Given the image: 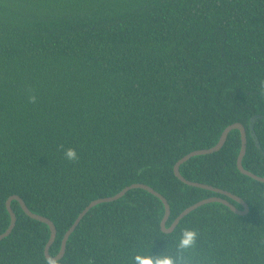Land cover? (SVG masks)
I'll list each match as a JSON object with an SVG mask.
<instances>
[{
    "label": "trees",
    "instance_id": "16d2710c",
    "mask_svg": "<svg viewBox=\"0 0 264 264\" xmlns=\"http://www.w3.org/2000/svg\"><path fill=\"white\" fill-rule=\"evenodd\" d=\"M262 86L264 0H0V234L12 195L55 223V255L92 201L132 184L168 199L167 227L211 197L242 209L186 184L174 168L241 123L244 167L264 177ZM241 146L234 129L219 151L192 157L180 172L241 197L249 213L207 203L164 232L161 199L133 188L87 212L61 264H133L137 253L264 264V183L238 169ZM68 148L78 160L65 158ZM12 208L17 223L0 241V264H45L49 226L16 200ZM186 227L199 236L182 254Z\"/></svg>",
    "mask_w": 264,
    "mask_h": 264
},
{
    "label": "water",
    "instance_id": "95a60500",
    "mask_svg": "<svg viewBox=\"0 0 264 264\" xmlns=\"http://www.w3.org/2000/svg\"><path fill=\"white\" fill-rule=\"evenodd\" d=\"M234 129H238L240 131L241 134V150H240V154L238 157V169L245 175H248L249 177L259 181V182H263L264 183V177L259 176L255 173H253L252 171L246 169L244 167L243 164V159L246 155V151H247V142H248V137H247V129L246 127L241 124V123H234L229 125L222 133L219 142L214 146L211 147L209 149H202V150H195L187 155H185L184 157H182L175 165L174 171L177 177H179L183 182H185L188 185H192V186H199V187H203V188H207L213 191H216L218 193H222L224 195H226L227 197L231 198L234 201H237L243 208L239 209L237 208L234 204H232V202H230L228 199L226 198H219V197H211V198H207L205 200L199 201L196 204L186 208L175 220V222L170 226L167 227V221L168 218L170 216L171 213V206L170 203L168 201V199L162 195L160 192L156 191L153 187L148 186L146 184H132L130 186L125 187L121 192H119L117 195L112 196V197H105V198H100L97 200L92 201L77 217L76 221L74 222V224L72 225V227L66 232L63 241H62V247L61 250L59 251V253L57 254V256L61 259L66 252L67 249V242L71 236V234L75 231V229L77 228V226L80 224V222L82 221V219L84 218V216L87 214V212L94 207L97 204H100L102 202H109V201H114L117 200L121 197H123L130 189L133 188H143L147 191H149L150 193L154 194L155 196H157L158 198L161 199V201L163 202L164 206H165V216L161 222V227L163 229L164 232H171L175 229V227L177 226V224L180 222V220L188 215L190 212H192L193 210L197 209L198 207L207 204V203H212V202H220L223 203L225 205H227L228 207L231 208V210L233 212H235L238 215H245L247 213H249L250 211V207L248 205V203L242 199L241 197L233 194L232 192H229L227 190H223L221 188H217L215 186L212 185H208V184H204V183H200V182H194V181H190L187 180L180 172V165L183 164L184 162L188 161L189 159H191L194 156L197 155H203V154H211L214 152L219 151L227 142L229 133L234 130ZM16 200L20 203L22 209L25 211V213L27 215H29L31 218L39 220L40 222L46 223L49 226L51 235H50V239L48 241V243L46 244L45 247V256L50 254V249L52 247V245L54 244L56 237H57V227L55 225V223L48 217L43 216V215H39L37 213H34L32 210H30V208L28 207V205L26 204V202L24 201V199L19 196V195H12L7 199L6 202V207L7 210L10 213L11 216V223L9 228L7 229V231H5L4 233L0 234V241L3 240L4 238H6L7 236H9L13 229L16 226L17 223V214L14 211V209L12 208V201Z\"/></svg>",
    "mask_w": 264,
    "mask_h": 264
},
{
    "label": "clouds",
    "instance_id": "9594fccd",
    "mask_svg": "<svg viewBox=\"0 0 264 264\" xmlns=\"http://www.w3.org/2000/svg\"><path fill=\"white\" fill-rule=\"evenodd\" d=\"M261 95H264V86L261 87ZM31 103H35L34 95L29 97ZM65 158L69 161L78 160V155L75 149L68 148L64 152ZM199 233L195 228L186 227L180 232L176 248L180 253H187L194 249L197 243ZM133 264H185L181 257H173L166 254H140L134 255ZM45 264H61L60 258L55 254H49L45 257Z\"/></svg>",
    "mask_w": 264,
    "mask_h": 264
}]
</instances>
